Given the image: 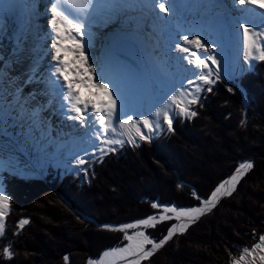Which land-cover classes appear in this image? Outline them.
<instances>
[{"label": "trees", "instance_id": "1", "mask_svg": "<svg viewBox=\"0 0 264 264\" xmlns=\"http://www.w3.org/2000/svg\"><path fill=\"white\" fill-rule=\"evenodd\" d=\"M242 85L245 99L236 83L220 81L194 106L196 116L178 117L173 130L158 139L90 161L86 174L61 175L52 167L45 178L5 172L11 204L0 236V264H88L105 249L127 243L123 232L97 223L147 217L159 211L154 202L196 205L193 192L207 198L241 163L252 161L231 196L142 261L232 264L233 255L251 249L264 234V60L243 76ZM21 219L29 220L23 229ZM174 222L148 233L159 240ZM5 247L14 253L11 258L3 254Z\"/></svg>", "mask_w": 264, "mask_h": 264}, {"label": "snow or ice", "instance_id": "2", "mask_svg": "<svg viewBox=\"0 0 264 264\" xmlns=\"http://www.w3.org/2000/svg\"><path fill=\"white\" fill-rule=\"evenodd\" d=\"M99 2L100 0H49L48 23L54 34L51 49L54 50L52 60L55 63L49 66L47 80L42 77L37 79L41 72L38 61H34L20 77L8 73L7 60L0 63V132L6 131L9 121L22 122V129L37 143H42L49 135L47 117L43 116V112L52 107L54 101H59L64 118L76 122L92 140L91 151H85L75 158V170L85 174L90 163L89 156L102 160L108 153L117 151L118 145L135 143L137 137L140 140L150 139L157 130H163L165 124L169 131L173 130V121L177 115L196 116L197 112L192 111L191 106L200 101L201 82L205 85L216 82L211 79L214 71L212 65L217 66L216 79L220 78L219 61L214 51L217 45L215 40L210 39L212 21L209 20L207 28L188 29L185 34H178V42L175 43V49L188 54L183 59L187 60L193 71V78L187 80L192 90L184 87L173 90V94L154 111L143 113L128 109L119 83L105 74L102 65H99L98 71L97 60L88 54L89 49L77 39L78 36L82 38L86 18ZM208 2L212 3L213 0ZM112 3L117 7L123 5L127 8L143 5L150 13L155 14L157 20L165 22L177 9V0H112ZM3 4L4 0H0V5ZM232 4L241 13L236 24L242 31L246 57L250 60H264V22L253 24L246 18L249 11L264 10V0H232ZM260 14L264 16V13ZM4 23L6 21L0 16V32L5 31ZM23 43L22 39L17 40L14 55L23 50ZM200 52L204 53L203 58ZM257 52L258 56L255 55ZM156 66L159 70H164L162 63L157 62ZM41 81L47 85L50 98L46 104L33 106V93L26 94L24 87ZM207 91H211V88ZM36 133H39L38 137ZM252 167L250 162L241 163L233 175L217 185L207 198L193 192V197L199 201L196 205L183 207L154 202L152 207L159 210L154 215L118 226L105 225V228L123 232L127 243L105 250L98 259H89L88 264H120L121 261H126V264H142V261L152 257L177 234H184L192 224L210 212L222 197L231 196L240 178ZM10 204L9 195L0 187V235L5 231L4 221ZM166 221L175 222L161 239L157 240L148 233V228ZM28 223V219H21L19 228L23 229ZM256 249L264 251V234L259 236L258 242L251 249H242V253L251 255ZM3 254L9 258L14 255L10 247H5ZM68 259V256L64 257L65 261ZM244 259L242 254L232 264H241ZM260 259L264 260V256Z\"/></svg>", "mask_w": 264, "mask_h": 264}, {"label": "bare ground", "instance_id": "3", "mask_svg": "<svg viewBox=\"0 0 264 264\" xmlns=\"http://www.w3.org/2000/svg\"><path fill=\"white\" fill-rule=\"evenodd\" d=\"M228 2L231 4V8L225 9L224 7ZM183 4H187L188 8H179L178 16L181 17L182 13L184 14L180 21L185 27L180 24L176 26L173 23L175 14L166 22L160 20V24L157 26L149 24L154 29L152 35L156 38L157 44L146 45L138 31L139 28L142 32L141 24L136 23V21H129L131 17H135L129 13L125 20L123 16H116L103 18L98 24L93 23L91 33L84 39L83 44L89 49L88 54L98 62V71L99 65H102L105 74L119 83L128 109L143 113L150 110L154 111L161 102L173 94V90L184 87L181 76L187 73L193 74V71L187 60L183 59L188 54L175 49V43L178 42L177 36L178 34H185L188 29L207 28V21L209 20L212 21L210 39L216 41L217 46L214 51L219 61V68L224 71L225 76L237 77L252 69L258 62L259 59L250 60L246 57L243 49L242 31L237 28L236 24L241 13L233 6L232 0H224V2H214L213 0L212 3L208 2L201 8L193 5L190 0L181 3V5ZM251 7L257 8L258 6ZM40 11L42 9L37 10L36 16H38L41 29L35 27L27 29L28 32L25 33V42L21 52L14 55L16 50L10 52L6 46L0 49V63H3L4 60L9 62L7 71L12 76L20 77L31 67L34 61H38V64L42 61L46 68L53 62L54 50L51 49V36L47 40H40L46 28L50 34L51 28L48 23L50 16L48 11L39 14ZM200 11L204 12L202 16H199ZM226 13H228L227 18H223ZM260 13H264V10H260V12L249 11L246 13V18L253 24H260L264 22V16ZM135 15L137 16L136 13ZM181 28H184L183 32H181ZM119 39H133L141 46L143 57L141 70L135 69L129 62L116 55L115 44ZM151 46L153 47L150 48ZM46 50L50 54L44 58ZM199 54L203 58L204 53L200 52ZM255 55L258 56L259 53L257 52ZM157 62L163 64V71L157 68ZM228 66H230L229 70ZM40 75L47 80L48 74L42 69ZM45 90H47V85L41 86L40 82H33L24 92L26 94L33 93L31 104L36 106L46 104L50 98L46 96ZM59 112L61 121H64L62 120L64 114L60 107ZM43 116L47 117L48 127H52L55 132L62 129L66 123L70 126L74 122L67 120L63 123L59 122L57 126L52 125L49 117L53 116L54 118L55 113L51 107L45 109ZM21 124L22 122L9 121L6 131L0 132V157H2L0 159V187L2 170L7 163H13L17 166L20 164L32 176L45 173L47 169V158L50 155L46 143L44 141L37 143L27 131L22 129ZM165 129H167L166 124L163 130H157L152 136L160 135ZM36 136L38 137L39 133H36ZM54 136L55 140L61 139L57 141V152L65 147L71 157L84 154L88 150V142L91 140L84 130L76 125V122L71 128L68 127L67 130H63L62 138H59L60 132ZM33 146H37L39 149ZM263 261L259 258L252 260L251 264H263Z\"/></svg>", "mask_w": 264, "mask_h": 264}, {"label": "rangeland", "instance_id": "4", "mask_svg": "<svg viewBox=\"0 0 264 264\" xmlns=\"http://www.w3.org/2000/svg\"><path fill=\"white\" fill-rule=\"evenodd\" d=\"M204 11V10H203ZM44 64V63H43ZM41 66H43V67H41V69L43 68V69H46V66H45V64L44 65H41ZM229 68H230V66H228V70H229ZM190 74H192V73H187V74H185L184 76H181L182 78H183V82L184 81H186L187 82V80L188 79H192V76L190 75ZM213 74H215V71H213ZM225 76V75H224ZM214 75H212V77H211V79H213L214 80ZM227 77V76H226ZM184 84H185V82H184ZM204 85L205 84H203L202 82H201V87H202V89H203V87H204ZM184 88H187V89H189L190 91L192 90V87L191 86H189L188 84H186L185 86H184ZM237 89H238V91H239V93H241L242 94V96H243V99H245V96L243 95V92H242V90L239 88V86H237ZM243 102V105L245 106V107H247V104H248V102H247V100L245 101H242ZM147 134V133H146ZM153 138H155V137H153ZM142 140H140L138 137L136 138V141H135V143H139V142H141ZM45 142H46V144L48 145V152H49V155L50 156H48V158H47V164H48V166L50 165V164H53L55 167H58L59 169H61V170H64V171H66V172H68V173H72V174H75V175H80L83 171H77V170H75V158L77 157V156H81V155H75L74 157H72V159H69L68 157H71L70 156V154H69V152H65V153H61L60 155H58V153H56L54 150H53V148L51 147V141L49 140V139H45ZM91 144H92V140H90L89 142H88V145H89V148H88V150L87 151H89L90 149H91ZM125 144H134V143H125ZM33 147H35L36 149H39L37 146H33ZM118 147V146H117ZM91 151V150H90ZM89 151V152H90ZM68 154V155H67ZM68 157H67V156ZM83 155V154H82ZM50 158V159H49ZM89 159H94V157H91V156H89ZM25 167H22L20 164L17 166V165H15V164H13V163H7V164H5V166L3 167V169L4 170H13L15 173H22V174H24L25 175V173H27L26 171H25V169H24ZM47 170V169H46ZM46 172V171H45ZM2 173H3V170H2ZM28 174V173H27ZM113 174H115V173H112V175ZM30 175V174H29ZM32 176V175H31ZM111 177V176H110ZM2 178V177H1ZM2 188L4 189L5 187H4V184L2 183ZM124 192H125V188H124V186L122 187V192H121V194L123 195L124 194ZM61 197L62 198H64L62 195H61ZM65 199V198H64ZM66 200V199H65ZM221 200V199H220ZM66 202H68V204H69V201L68 200H66ZM70 205V204H69ZM80 205H82V204H80ZM160 205H168V204H160ZM71 206V205H70ZM72 207V206H71ZM158 212V211H157ZM156 212V213H157ZM155 213V214H156ZM5 222V221H4ZM159 224V223H158ZM157 224V225H158ZM110 225V224H109ZM156 225V226H157ZM105 228V227H104ZM107 229H109V228H107ZM147 231H148V229H147ZM114 248V247H113ZM108 249H111V248H107V249H105V250H108ZM104 250V251H105ZM103 251V252H104ZM159 251V250H158ZM239 253H240V255H239V257L243 254L244 256H245V259L243 260V261H241V264H251V262H252V260H257V259H259L261 256H264V251H261L260 249H256L255 250V252H254V254H244V253H242V250H240L239 251ZM103 254V253H102ZM101 254V255H102ZM100 255V256H101ZM99 256V257H100ZM99 257H97V258H95V259H98ZM238 257V255H233V259H238L239 258ZM95 259H93V260H95ZM120 264H126V261H121L120 262ZM263 264H264V261H263Z\"/></svg>", "mask_w": 264, "mask_h": 264}, {"label": "water", "instance_id": "5", "mask_svg": "<svg viewBox=\"0 0 264 264\" xmlns=\"http://www.w3.org/2000/svg\"><path fill=\"white\" fill-rule=\"evenodd\" d=\"M116 51H117V53L120 56H122V57L126 58L127 60L131 61L138 69L141 68V56H140V52L137 49L136 44L133 41H131V40H120L117 43V50ZM233 173L231 175H229L226 179H228L229 177H231L233 175ZM85 217L93 221L92 218H90L88 216H85ZM124 223H128V222H124ZM97 224H99V223H97ZM99 225L102 226V227H104L107 224H99ZM118 225H120V224H111V226H118Z\"/></svg>", "mask_w": 264, "mask_h": 264}]
</instances>
